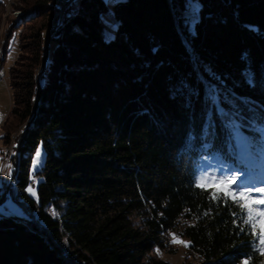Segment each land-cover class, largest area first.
Listing matches in <instances>:
<instances>
[{"label":"trees","instance_id":"obj_1","mask_svg":"<svg viewBox=\"0 0 264 264\" xmlns=\"http://www.w3.org/2000/svg\"><path fill=\"white\" fill-rule=\"evenodd\" d=\"M22 1L17 21H46L27 24L11 69L29 218L0 213V264H174L157 252L174 231L191 242L183 264H264L240 209L195 186L206 153H264V0H198L191 29L188 0H78L53 30L50 0Z\"/></svg>","mask_w":264,"mask_h":264},{"label":"rangeland","instance_id":"obj_2","mask_svg":"<svg viewBox=\"0 0 264 264\" xmlns=\"http://www.w3.org/2000/svg\"><path fill=\"white\" fill-rule=\"evenodd\" d=\"M3 1L4 3H0V114L3 116V119H0V168H3V171H0V200H2L0 213H13L18 217L27 219L29 218V213L25 210L21 202L28 204L29 201L24 196H19L18 201L15 199L17 189L13 182L14 171L16 169V148L19 138L25 128L23 123L18 124L10 118L7 122L6 120L13 108L11 69L15 65L16 60L19 58L22 52L27 54L24 50H22L21 35L23 32H25L27 24H29L31 21L40 20L41 22L42 20L46 21V18L38 19V17L33 15L29 21H17L18 17L22 15V9L20 8H22L21 5L24 4L22 3L23 1ZM30 1L34 2L35 0ZM115 1L116 0H105L110 10H112V4ZM49 3L54 6L52 11L53 18L50 22V30L56 29L61 25L65 17V11L68 7H72L75 10H77L79 7L78 0H50ZM195 4L199 6L198 0H195ZM183 14L189 18V20L191 19L190 0L187 1L186 10L183 11ZM59 20H61V23L58 24ZM104 20V38L106 32L114 36L115 29L111 27V25L114 24L112 18L105 15ZM10 34H12V36L9 39L8 47H6ZM45 39V52L47 53V47L49 48L50 46V48H52L53 43H50L49 41V33L45 36ZM25 44H27V42H25ZM209 146L210 144L208 142L206 145L203 144L201 149L206 151ZM260 146L261 148L264 147V139ZM39 149L42 150L44 163L46 152L42 144L39 146ZM233 157L234 158L231 161L226 160L223 155L218 152H210L202 155L198 161L196 178L205 171H217L219 168V161L222 160L231 165L233 170H239L242 174L241 180L249 184V186H260L264 184V153L253 156L243 144H239L238 148H236L234 151ZM43 163L39 166V169L34 172L32 161L31 173L33 178L31 183L40 181L41 177L37 176L36 174L41 170ZM8 165H12L13 168V174L11 177L6 175L9 170L7 167ZM35 190L36 196H32L30 193H28V195L30 198L37 200V188H35ZM63 207H65V203L63 204ZM53 213L55 216H61L64 213V208L62 211L53 209ZM243 226L248 229L247 225ZM173 233H175L180 240L189 241L187 238L178 235V231H174ZM172 240L173 237L169 234L166 241L168 247L165 249V251L158 250V255L171 263L183 264L184 258L187 254V247L181 243H173Z\"/></svg>","mask_w":264,"mask_h":264},{"label":"snow or ice","instance_id":"obj_3","mask_svg":"<svg viewBox=\"0 0 264 264\" xmlns=\"http://www.w3.org/2000/svg\"><path fill=\"white\" fill-rule=\"evenodd\" d=\"M198 7L195 0H190L191 19L188 21L190 29L196 22ZM111 27L115 29L117 25L113 24ZM113 38L110 33H105L106 40ZM0 119H3L2 114H0ZM42 163L43 153L38 148L33 158V171L38 170ZM7 167L9 170L6 175L11 177L13 174L12 165ZM0 171H3V168H0ZM241 175L239 170H233L231 165L220 160L218 170L202 173L196 178L195 186L207 192L209 199L214 203L222 202L226 206L238 207L240 212L233 213V216L239 215L242 224L248 226V230L252 232L254 239L258 241L253 245L254 252L258 250L261 255H264V184L249 186L241 180ZM26 191L32 196H36V190L31 185ZM170 235L173 237V243H181L186 247L191 246V242L180 240L175 233ZM242 264H251L250 258H245Z\"/></svg>","mask_w":264,"mask_h":264},{"label":"bare ground","instance_id":"obj_4","mask_svg":"<svg viewBox=\"0 0 264 264\" xmlns=\"http://www.w3.org/2000/svg\"><path fill=\"white\" fill-rule=\"evenodd\" d=\"M8 1H9V0H8ZM59 23H61V20H59L58 24H59ZM33 185H34V183H33Z\"/></svg>","mask_w":264,"mask_h":264},{"label":"built area","instance_id":"obj_5","mask_svg":"<svg viewBox=\"0 0 264 264\" xmlns=\"http://www.w3.org/2000/svg\"><path fill=\"white\" fill-rule=\"evenodd\" d=\"M31 184H32V186H33V182H32Z\"/></svg>","mask_w":264,"mask_h":264}]
</instances>
